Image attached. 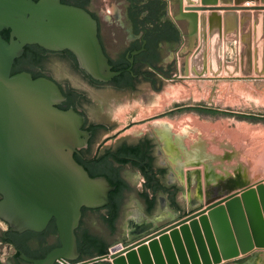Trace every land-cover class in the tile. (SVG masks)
<instances>
[{"label": "water", "instance_id": "1", "mask_svg": "<svg viewBox=\"0 0 264 264\" xmlns=\"http://www.w3.org/2000/svg\"><path fill=\"white\" fill-rule=\"evenodd\" d=\"M180 0L178 20L199 44L186 60L193 78L239 74L220 54L223 42L244 38L242 73L264 75V0ZM255 28V29H253ZM9 30V39L3 31ZM255 31V51L253 49ZM28 45L70 50L93 78L109 81L114 71L98 37V23L83 8L61 0H0V218L10 229L42 231L55 218L61 246L44 258L21 253L31 264H223L264 248V184L244 187L111 254L80 260L76 229L82 208H100L116 188L92 177L75 154L86 145L84 117L58 105L59 85L28 72L13 74ZM261 47L263 51H261ZM255 52V53H254ZM255 59V66H254ZM238 65H237V64ZM225 66L231 68L225 71ZM255 67V68H254Z\"/></svg>", "mask_w": 264, "mask_h": 264}, {"label": "rangeland", "instance_id": "2", "mask_svg": "<svg viewBox=\"0 0 264 264\" xmlns=\"http://www.w3.org/2000/svg\"><path fill=\"white\" fill-rule=\"evenodd\" d=\"M98 3L102 5L103 2L98 0ZM248 3L250 6L261 4L260 0L241 2L242 5ZM107 7L114 16H118L117 5ZM252 34L255 51V31ZM238 35L239 40L223 42L220 54L229 64H233L239 56L240 63H236L241 69L239 74L224 72L220 76L193 78L186 72V60L193 53L191 49L194 47L195 50L199 44L196 37L183 53L177 78L163 79L159 90L143 85L142 91L134 96L109 94L105 96L102 108L98 105L91 107L88 113L91 119L111 126L108 132L98 135L95 149L102 145L112 147L121 138L133 139L143 134H152L158 140V160L169 168L168 180L173 184H179L175 180L183 183L188 190L186 195L193 194L198 201L191 207L184 201L182 195L185 190L181 187L179 197L181 204L187 209L201 208L214 198L220 199L247 186L264 184V75L242 73L245 60L241 57V40L246 36L242 35L241 28ZM171 57H174V53H171ZM42 65L43 62L37 64L30 61L23 66L39 72ZM44 66L59 79L69 78L76 87L83 85L80 75L66 60L52 59L46 61ZM258 66L264 67V57L259 59ZM228 69L233 70L232 67L225 66V71ZM93 154L94 152L91 153ZM122 174L131 184L122 225L137 213L150 219L151 216L144 215L140 207L144 206L139 202L144 180L142 174L129 165L122 169ZM219 184L231 192L223 191L220 195L209 192L210 187ZM208 192L210 194L207 198ZM158 201L153 215L171 218L174 212L167 215L166 203L161 196ZM7 228L8 225L0 218V236ZM92 231L96 234L106 233L100 219L93 221ZM122 232L124 231L111 236L109 240L114 242L121 239ZM14 252V248L0 241V264H10ZM258 253L264 262V248L256 249L242 258L251 259ZM257 262L259 260L251 264Z\"/></svg>", "mask_w": 264, "mask_h": 264}, {"label": "flooded vegetation", "instance_id": "3", "mask_svg": "<svg viewBox=\"0 0 264 264\" xmlns=\"http://www.w3.org/2000/svg\"><path fill=\"white\" fill-rule=\"evenodd\" d=\"M61 1L85 9L97 20L98 37L103 51L113 70L121 71L119 76L109 81H100L93 78L80 66L76 55L70 50L53 51L39 45L28 46L32 47L30 49L31 54L41 57L36 63L41 64L43 62L42 68L39 72L25 67L21 71L30 73L34 78L36 76L37 78L43 77L57 83L65 97V100L58 107L63 110L74 109L84 117L82 129L88 133V137L86 138V145L78 148V153L75 154L76 160L86 169L88 167L92 169L103 158H107V162L119 169L121 179L127 184L119 197L111 198L110 195V202L106 206L93 209L82 208V217L80 225L76 229V236L78 250L81 254L80 260H83L80 250L84 244L91 248H107L109 253L110 249L115 246L132 243L144 235L168 226L199 209H187L181 204L178 197L181 188L178 184H173L168 180L169 168L163 166L158 160V140L152 134H143L133 139L121 138L112 147L102 145L95 149L94 145L98 135L101 132H108L111 126L108 123L95 121L88 115L91 107L98 105L99 108H102L104 106L103 100L109 94L134 96L142 91L143 85L147 84L152 90H159L163 79L177 78L180 72L177 54L182 46L189 47L191 45V36L188 23L177 19L180 0H101L102 5H99L98 0ZM112 4L119 8L118 16H114L107 7ZM179 22L186 25L187 33L181 30ZM26 48L25 53L27 52ZM171 53H174L173 58ZM183 53L182 56H184ZM56 58L66 60L70 67L80 75L83 81L81 87H76L69 78L59 79L54 72L46 69L44 63ZM135 149L139 150L145 158L132 156L131 154ZM92 152H94L93 155H91ZM121 152L124 155H120ZM108 153L112 155L109 156ZM117 157L124 158L127 162L120 163ZM128 165L140 171L144 179L142 186L150 185V189L153 191L152 196L149 197L143 195L144 190H141L139 195V202L144 206H140L144 215H149L151 218H144L142 213H137L133 219L122 225L121 220L126 212V197L131 190V184L123 176L122 169ZM169 166L172 168L170 164ZM223 191L229 190L223 189L221 184L209 188V192H213V195H220ZM187 192L188 190L183 198L190 205H194L187 197ZM160 196H164L167 200L165 207L167 215L169 212V215L174 212L170 216L171 218L166 216L167 218L164 217V219L153 215L157 209ZM1 198L0 195V200ZM151 202H153L152 205ZM97 218L106 228L105 234H96L92 231L93 221ZM6 224L8 228L0 236V241L15 249L10 264H31L22 258L20 260L16 258V254L19 252L31 258L40 259L61 246L55 218L42 231L20 233L11 230L10 225ZM120 231H124L122 232L123 237L111 242L110 237ZM43 254L44 256L40 257ZM258 260L264 264L260 253L251 259L240 258L223 264H251V262ZM55 264L63 263L56 262Z\"/></svg>", "mask_w": 264, "mask_h": 264}, {"label": "trees", "instance_id": "4", "mask_svg": "<svg viewBox=\"0 0 264 264\" xmlns=\"http://www.w3.org/2000/svg\"><path fill=\"white\" fill-rule=\"evenodd\" d=\"M9 33H10L9 30L3 31V36L7 40L9 39ZM31 48H32L31 46H27V48H26L27 52L25 53V55L16 60V64H15L14 69H13V74H16V73L23 71L25 69L23 65L26 62H30V61H33L35 63L39 62L41 57L39 55L31 54V52H30ZM35 78H37V76ZM108 155L110 156L112 154L108 153ZM120 155H124V153L121 152ZM131 155L137 156L139 158H142V157L145 158V156H143L141 154V152L139 150H136V149L132 152ZM106 157H108V156H106ZM117 160L120 163H126L127 162V160H125L124 158H121V157H117ZM106 162H107V158H103V160L99 164H97L92 169L88 167L87 170L89 171V173L92 177H99V176L107 177L109 179V181L111 182V184L116 188L110 194L111 198H114V197L117 198L122 194L123 190L127 187V184L121 179L119 169L112 166V164H110L109 162H107V163ZM137 165H140V164H137ZM152 204H153V202H151V205ZM24 251H25V249H24ZM80 251H81L83 257H92L95 255H103V254L108 253L107 248H104V247L91 248L89 246H86V244H84V246L82 245ZM44 254L40 255V257L44 256ZM16 258H18L19 260L21 259L20 252L16 254Z\"/></svg>", "mask_w": 264, "mask_h": 264}, {"label": "crops", "instance_id": "5", "mask_svg": "<svg viewBox=\"0 0 264 264\" xmlns=\"http://www.w3.org/2000/svg\"><path fill=\"white\" fill-rule=\"evenodd\" d=\"M179 27L181 28V30L182 31H185V33H187L188 32V30L186 29V25H183V24H181L180 22H179ZM190 32V31H189ZM187 47L188 46H182L180 49H179V52H178V54H177V59H178V61L180 62V60L183 58V56H182V53L183 52H185V49H187ZM190 47V46H189ZM194 51V47H192V49H191V52H193ZM191 54H189V56H190ZM202 169V168H201ZM175 181H177V182H179V186H180V188L181 187H183L184 188V190H185V192L187 191V188H186V186H184L180 181H178V180H175ZM142 190H144V192H143V195L145 196V197H149V196H152V190L150 189V185H147L146 187H143L142 188ZM185 192H183V195L185 194ZM179 194H180V192H179ZM183 195H182V197H183ZM191 196H193L194 197V195L193 194H190ZM190 195H187V197L189 198V196ZM179 197V196H178ZM161 198H162V201H164L165 203H167V200H166V198L164 197V196H161ZM179 199H180V197H179ZM184 199V198H183ZM151 201V200H150ZM180 201H182L181 199H180ZM184 201H186L189 205H190V203L186 200V199H184ZM203 201V200H202ZM204 202V201H203ZM202 203V202H201ZM201 203H198V204H201ZM191 207H192V205H190ZM166 207V206H165ZM95 256H97V255H95ZM93 257V256H92ZM87 258H91V257H83V259H87Z\"/></svg>", "mask_w": 264, "mask_h": 264}, {"label": "bare ground", "instance_id": "6", "mask_svg": "<svg viewBox=\"0 0 264 264\" xmlns=\"http://www.w3.org/2000/svg\"><path fill=\"white\" fill-rule=\"evenodd\" d=\"M176 95V94H175ZM190 119V118H189ZM190 121V120H189ZM200 121V120H199ZM206 126V125H205ZM172 129V128H171ZM162 130V129H161ZM173 130V129H172ZM169 131V130H168ZM238 137V136H237ZM185 138V137H184ZM182 143V142H181ZM197 145V144H196ZM177 147H179V146H177ZM193 148V147H192ZM236 148V147H235ZM190 149V148H189ZM211 153V152H210ZM184 155V154H183ZM192 156V155H191ZM206 157V156H205ZM185 158V157H184ZM194 158V157H193ZM200 158V157H199ZM186 159V158H185ZM202 159H204V158H202ZM178 160V159H177ZM187 160H189V159H187ZM192 160V159H191ZM200 160V159H199ZM205 160V159H204ZM197 161V160H196ZM210 162V161H209ZM209 164V163H208ZM222 164V163H221ZM228 164V163H227ZM211 165V164H210ZM231 166V165H230ZM200 167V166H199ZM238 169V168H237ZM217 170V169H216ZM239 170V169H238ZM220 172V171H219ZM222 172V171H221ZM228 173V172H227ZM203 178V177H202ZM242 183V182H241ZM202 185V184H201ZM189 200L191 201V203H193V204H196L198 201H197V199H195L193 196H189ZM121 247H119V249H120ZM253 264H259V262H257V263H253Z\"/></svg>", "mask_w": 264, "mask_h": 264}, {"label": "built area", "instance_id": "7", "mask_svg": "<svg viewBox=\"0 0 264 264\" xmlns=\"http://www.w3.org/2000/svg\"><path fill=\"white\" fill-rule=\"evenodd\" d=\"M119 247H122L121 245L115 246L110 249V252L108 254L114 253L115 251L119 250Z\"/></svg>", "mask_w": 264, "mask_h": 264}]
</instances>
